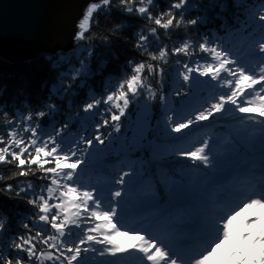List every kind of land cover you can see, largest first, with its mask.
I'll return each mask as SVG.
<instances>
[{"label":"snow or ice","instance_id":"6c2138e0","mask_svg":"<svg viewBox=\"0 0 264 264\" xmlns=\"http://www.w3.org/2000/svg\"><path fill=\"white\" fill-rule=\"evenodd\" d=\"M132 19L139 27L126 37ZM251 21L245 0H208L203 12L192 0H168L164 8L156 0H88L73 33L79 67L73 66L71 74L60 72L47 98L22 101L23 110L15 93L10 100L0 99V167L8 169L0 173V198L31 209L17 214L15 227L0 211V264H83L90 252L136 257L140 264H264V131L258 176L255 169L241 173L226 153L213 150L209 139L185 150L175 146L181 137L173 135L230 107L241 114L239 119L264 125V62L252 72L224 43L227 34L247 32ZM210 22L214 28L209 31L218 34L200 30ZM255 23L261 28L256 48L264 56V11ZM177 32L182 39H174ZM120 39L132 49L122 75L76 106L81 121L100 120L91 133L73 135V116L55 120L61 111L56 100L103 75L107 59L93 68L101 54L97 49H109ZM65 58L59 55L53 67ZM170 63L177 65L182 81L177 97L187 98L202 78L228 85V92L185 115L165 110L153 127L151 105L143 104L142 111L139 106L144 98L156 99L154 85L165 84ZM6 90L0 88V98ZM160 100L167 109V94ZM133 108L138 111L129 121ZM125 121L131 136L122 131ZM121 137L124 166L110 181L105 202L100 180L84 183L81 173ZM172 156L184 158L187 168L174 169ZM152 163L157 167L148 171ZM229 187L238 189L230 202L222 203L212 192ZM133 195L152 209V218L141 228L122 230V207ZM75 230L83 233L78 239ZM133 239L138 243H128Z\"/></svg>","mask_w":264,"mask_h":264},{"label":"trees","instance_id":"16d2710c","mask_svg":"<svg viewBox=\"0 0 264 264\" xmlns=\"http://www.w3.org/2000/svg\"><path fill=\"white\" fill-rule=\"evenodd\" d=\"M157 4L164 8L166 7L168 0H156ZM194 4L198 3L201 7V12L207 7L208 0H192ZM245 7L248 9L252 16L249 29L247 32H232L227 34L224 38V43L229 47L233 53L237 54L242 62L246 65L250 61V55L259 54L256 48V43L261 39V28L258 23H255V19L261 11H264V0H245ZM214 13L208 12L209 17ZM191 16H196V12H191ZM103 21V18H101ZM218 24L219 22H215ZM131 27L125 30V36H130L138 27L139 22L136 19L130 20ZM214 28L213 23H208L200 27L201 31H209ZM100 31H104L103 23H101ZM210 35L218 34L209 31ZM195 35V33H193ZM183 38L182 32H177L174 39L180 40ZM170 43V42H169ZM131 45L125 42V39L116 41L109 49H97L99 56L93 59V68H95L101 60L107 59L108 64L104 69L103 75H97L86 82V86L83 88L74 89L75 94L66 97L63 100L57 99L56 102L60 105L61 111L55 117L58 122H63L67 116H73L75 118L73 135H87L93 131V124L100 120L99 116L90 118L88 121H81L76 113V106L81 104L89 94L99 95L102 93L106 86H110L115 83L118 76L122 75V68L124 62L130 58ZM53 54H40L38 57L22 62H10L0 56V88L7 86L5 96L0 99H11L12 94H16V104L23 110L22 101L28 100L35 104L39 99L47 98L50 94L52 84L56 83V77L60 72L70 73V69L75 66L79 67L77 63L76 50L71 46L66 50ZM59 55H64L66 58L59 62V67H53V62L58 59ZM49 56H52V60H49ZM264 62V60L262 61ZM247 67V66H246ZM177 65L170 63L165 68V84L163 86L158 83L154 85V91L156 93L155 100H148L144 98L141 100L139 110H143V104L148 103L151 105V113L153 114V127L155 126V119L160 118L161 113L168 110V114L171 115V110H176L182 115L193 112L206 102L212 101L214 96H218L228 92L229 86L223 83L217 84L216 82H210L207 78H202L200 83L192 88L190 95L185 98L184 96L177 97L175 95V89L180 87L182 81L177 77L175 69ZM251 71V70H250ZM257 72V71H252ZM181 91L186 89L181 88ZM167 94V109L164 103L161 102L160 97ZM55 99V97H54ZM71 105V107H70ZM103 108L100 109L102 113ZM138 109L133 108L129 117V121L135 119V114ZM238 113L234 108H229L221 114H216L215 119L209 118L207 121L198 122L197 125L191 126V131L188 129L182 130L186 133V136L181 139L179 143L176 142V147L183 148L185 150L198 146L204 139L211 141L218 140L221 136L224 137L225 131L230 128V123L234 117H237ZM123 119V118H122ZM129 121H125L126 127L122 131L131 136L132 132L128 129L127 125ZM45 125L49 123L47 118L44 121ZM242 126V125H241ZM3 124L0 123V135H4ZM103 131V129H102ZM174 136L178 134L174 133ZM227 147L238 148L237 142L226 135ZM123 137L116 140V142L109 146L102 158L93 161L88 168L82 173L81 177L84 183H96L99 179L101 185L104 187H110V181L116 176L120 168L124 166L125 157L121 151V143ZM107 143V141H106ZM103 147V146H101ZM150 156V153L146 155V160ZM177 159L181 161L184 158H177L175 156L169 157V161L172 163L174 169L179 170L185 168L186 164L174 163ZM157 165L155 163L147 164L148 171H154ZM8 169L0 167V173H7ZM37 185L42 181L36 177H29ZM143 186H141L142 188ZM140 191V188L137 189ZM136 196V195H133ZM132 197V196H131ZM106 201V199H105ZM0 211L5 212L9 217L13 219V227L15 222L19 218L18 213L23 214L30 212V208H25L23 204H19L12 200L0 198ZM83 233L80 230H75L73 238L78 239ZM83 264H106L100 257H93L91 253L83 258Z\"/></svg>","mask_w":264,"mask_h":264},{"label":"water","instance_id":"95a60500","mask_svg":"<svg viewBox=\"0 0 264 264\" xmlns=\"http://www.w3.org/2000/svg\"><path fill=\"white\" fill-rule=\"evenodd\" d=\"M88 0H0V56L10 62L71 48Z\"/></svg>","mask_w":264,"mask_h":264},{"label":"rangeland","instance_id":"374dc122","mask_svg":"<svg viewBox=\"0 0 264 264\" xmlns=\"http://www.w3.org/2000/svg\"><path fill=\"white\" fill-rule=\"evenodd\" d=\"M253 59H255L259 64V61L262 60L261 55H255L253 56ZM254 60V61H255ZM261 65V64H260ZM256 66L257 69H259V66ZM250 66V65H248ZM258 71V70H257ZM250 98V97H249ZM241 115V114H240ZM237 122H241L243 124L242 129H236V127H234V125L230 126L229 129V133L231 136H234L235 133H240V135H243L244 138H250L251 140H258V138L261 139V134L262 131H264V126L261 124V126L255 127V125L248 121V120H239ZM224 142L225 140L219 139L218 141H216L215 143H212L211 146L213 148V150L218 153V154H224L226 153L228 155V157L231 159V161L233 162L234 166L236 165V163H234L239 156H237V152L235 151H230L228 149L225 148L224 146ZM257 146H260V141H257L255 143ZM258 153H260V148H258V151H256ZM246 157L248 155H245ZM251 160H246L244 162L239 161L240 165L243 167V169H255L260 167V164H258V162L260 161V154L257 157H249ZM257 163L258 165H252L251 163ZM259 170V169H258ZM228 191H230L228 193L227 200L230 202L232 200L235 199L234 193L235 191H237L238 189L235 188H227ZM106 188H104V198H106L108 200V194H105L106 192ZM218 189L214 188L212 190L213 194H218L217 192ZM106 202V201H105ZM227 202V201H225ZM150 215H152V209L147 206V205H142L138 202L137 198H128V201L126 204L123 205L122 207V215H121V227L122 230L124 228H128V229H134V228H141L143 226H145L146 224L141 222L142 220L147 219ZM137 223H142L140 225H137ZM260 226H258L259 228ZM121 239H126V237H123ZM128 243L130 244H134V243H138V241L136 240H130L128 241ZM104 260H107L106 264H140V260L137 259L136 257H131V256H120L118 258H112L108 255L104 256Z\"/></svg>","mask_w":264,"mask_h":264},{"label":"bare ground","instance_id":"6f19581e","mask_svg":"<svg viewBox=\"0 0 264 264\" xmlns=\"http://www.w3.org/2000/svg\"><path fill=\"white\" fill-rule=\"evenodd\" d=\"M219 191H222V189H219Z\"/></svg>","mask_w":264,"mask_h":264}]
</instances>
